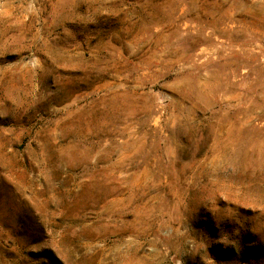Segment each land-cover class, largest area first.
Returning a JSON list of instances; mask_svg holds the SVG:
<instances>
[{
	"label": "rangeland",
	"instance_id": "374dc122",
	"mask_svg": "<svg viewBox=\"0 0 264 264\" xmlns=\"http://www.w3.org/2000/svg\"><path fill=\"white\" fill-rule=\"evenodd\" d=\"M0 264H264V0H0Z\"/></svg>",
	"mask_w": 264,
	"mask_h": 264
}]
</instances>
